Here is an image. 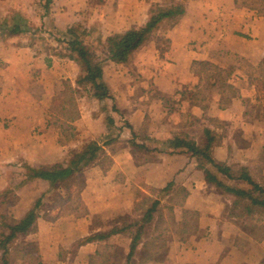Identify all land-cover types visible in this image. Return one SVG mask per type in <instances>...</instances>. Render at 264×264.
<instances>
[{"label":"crops","instance_id":"crops-1","mask_svg":"<svg viewBox=\"0 0 264 264\" xmlns=\"http://www.w3.org/2000/svg\"><path fill=\"white\" fill-rule=\"evenodd\" d=\"M167 1L113 0L107 13L99 0H0V10H13L0 19V192L17 196L6 214L20 219L49 190L27 168L65 164L85 141L111 140L103 147L109 168L94 167L62 208L35 210L34 230L22 238L34 249L10 264H264V215L253 220L241 208L238 221L234 195L208 183L197 157L169 143L175 136L199 147L210 140L212 160L233 177L211 163L204 168L247 190L243 171L264 188V86L256 79L264 73V0H185L179 19L158 29L127 65L103 63L109 98L76 92L79 68L62 41L66 31L77 24L86 28L84 44L104 42L142 25L151 3ZM214 69L226 76L224 91ZM58 94H72L79 111L69 139L51 113ZM171 182L174 190L162 195ZM145 195L160 204L142 231L86 239L140 224Z\"/></svg>","mask_w":264,"mask_h":264},{"label":"trees","instance_id":"trees-1","mask_svg":"<svg viewBox=\"0 0 264 264\" xmlns=\"http://www.w3.org/2000/svg\"><path fill=\"white\" fill-rule=\"evenodd\" d=\"M186 8L185 0H168L165 3H151L148 7L147 19L140 26H132L127 30L115 32L107 36L102 44V52L95 53L88 45L84 44V36L87 35L86 28L80 25H73L64 34L63 43L65 44L67 55L74 60L79 68V73L76 77V92H90L96 99H105L110 97V91L103 80L102 67L107 60L119 64L127 65L130 61L132 53L144 46L152 37L156 36V32L161 27L169 26L176 22L184 13ZM13 31L18 29L17 25L11 27ZM208 63H203V66ZM261 66L264 68V56L261 60ZM205 68V67H204ZM262 68V67H261ZM213 73L221 77L220 90L224 91L225 77L220 70H213ZM226 75V74H225ZM251 77V76H250ZM256 79L260 82V87L264 86V73L260 70L257 72ZM264 89V87H263ZM223 93V92H222ZM234 93V91H232ZM52 114L56 116V122L59 119L62 121L60 126V133L64 139L74 137L76 128L70 124L78 115V107L75 103L72 94H58L54 97L52 105ZM108 123L112 124V120L108 118ZM109 124V125H110ZM109 138V137H107ZM105 139L103 143L97 141H85L79 147L68 152V157L65 162L54 165H44L38 168H27L26 175L31 178H41L49 183V190L47 194H43L44 199L41 198L35 202L32 209L27 211L23 217L16 220L15 218L6 214L7 208L16 202L17 196L11 189L6 188L0 194V227L7 230V233L0 234V264H10L11 257L20 256L33 251L34 243L24 242L22 238L34 230V221L36 218L35 210L41 209L43 205L45 208L61 207L71 201L73 196L79 193L80 189L87 183L92 176V169L96 166L100 167L102 171H106L111 165V158L104 150V145L110 144V139ZM176 147H184L193 156L197 157L199 166L204 169L206 181L214 185L217 189H221L226 193L234 195V204L232 210L240 221L242 214L241 208L244 209L248 215L253 219L255 214L264 215V188L251 180L250 175L246 172H240L239 177L250 185L247 190H243L234 186L227 185L223 180H218L215 174L204 168L205 163L213 164L217 171L226 174L228 177H233L230 174L229 168L223 163L214 162L209 153L210 140L204 147H199L194 141L188 138L175 136L169 142ZM173 183H169L163 190L162 195L173 191ZM170 200V198H169ZM159 200L150 199L145 195L139 202L138 209L143 211L141 223L133 222L125 223L122 228L118 230L117 226H112L107 232H96L88 240L101 241L107 239L111 234L118 231H125L128 227L135 226L136 232L142 231L145 223H149L158 210ZM169 210L171 207H168ZM140 234V233H139ZM138 239V235L134 236V240ZM157 239V238H156ZM24 242V243H23ZM135 243L130 245V251L127 256L129 261L135 249ZM160 248L154 247L151 251H159ZM147 251V249L145 250ZM149 251V250H148ZM128 264V263H126Z\"/></svg>","mask_w":264,"mask_h":264},{"label":"rangeland","instance_id":"rangeland-1","mask_svg":"<svg viewBox=\"0 0 264 264\" xmlns=\"http://www.w3.org/2000/svg\"><path fill=\"white\" fill-rule=\"evenodd\" d=\"M99 1H102V4L105 6V8H104V10L107 12V13H109V12H111V10H112V2H113V0H99ZM102 4H100V5H102ZM99 5V6H100ZM12 9H3V10H0V19L2 18V17H4V14L6 15H12L13 13H12ZM88 35V34H87ZM93 35V34H92ZM102 44H103V42H97V43H92L90 46H88V47H90L92 50H94L95 51V53H97V54H100L101 52H102ZM68 53V52H67Z\"/></svg>","mask_w":264,"mask_h":264}]
</instances>
